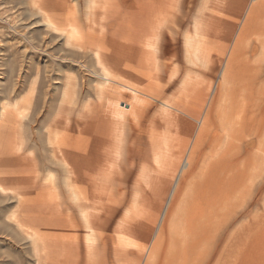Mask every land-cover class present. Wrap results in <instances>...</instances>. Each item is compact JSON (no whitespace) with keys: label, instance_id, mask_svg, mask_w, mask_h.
I'll return each instance as SVG.
<instances>
[{"label":"rangeland","instance_id":"1","mask_svg":"<svg viewBox=\"0 0 264 264\" xmlns=\"http://www.w3.org/2000/svg\"><path fill=\"white\" fill-rule=\"evenodd\" d=\"M37 1L0 0V124L18 132L0 129V154L19 156L0 164L13 176L0 180V264H264V7L252 16L264 0H68L77 45L67 15L58 31L30 24ZM88 24L103 41L95 56ZM116 108L121 135L87 143L110 133ZM210 123L215 140L179 191ZM227 148L209 187L188 193ZM196 190L212 198L204 218L167 222L173 201L175 211Z\"/></svg>","mask_w":264,"mask_h":264},{"label":"crops","instance_id":"2","mask_svg":"<svg viewBox=\"0 0 264 264\" xmlns=\"http://www.w3.org/2000/svg\"><path fill=\"white\" fill-rule=\"evenodd\" d=\"M253 17H255V15ZM87 27H88V29H87L88 32H85V34H84L86 36V42L88 43V46H87V44H86V46H87L88 49L93 50V52H96L95 51V47L96 46H101L103 44V41H102L101 37L98 36L95 33V30L92 31L93 27L91 26V24H88ZM78 31H79L78 32V34H79L80 33V29ZM97 52L99 54V61H100V59L103 60L105 55H104L102 49H99ZM114 96L119 98L118 95H114ZM146 108L147 107H142V109H145V110H146ZM112 115L116 118V120L112 122L113 125H112V128L110 130V133L107 134L105 132V130L99 129V131H97L96 136H93L94 135V131H93V135L91 134L92 135V140L90 141V137L91 136L89 134V136L87 137L88 138L87 143L91 142L96 147H98L99 145H101V143L104 144L105 143L104 141H106V142L109 141L110 140L109 136H111V138H113L112 136H113L114 132H116L117 136L121 135L120 134V132H121L120 128H123L124 124H123V115L121 114L120 108L113 109L112 110ZM209 115H210V117H212L214 115L213 110L211 108L208 109V112H207L205 117H208ZM137 118L138 119L141 118V115L138 116ZM138 119H136V121H138ZM209 125H210L209 132H206L205 134H203L202 139L200 141H198V137L200 135V131H201V128H202L203 125H201V127L199 129V132L197 134V137H196L195 143L193 145V148L191 149L190 154L188 156L189 160H192L194 165L190 168L191 169L190 173H186V174H183V175L181 174V176H183V177H180V180L182 178H183V180L180 183L178 182L180 184L179 191L184 190L183 188L187 187V181H186L187 178L192 176L195 173L198 165L202 162V158H204L203 155L207 154V151H206L207 148H208L207 144L211 145V143H210L211 140H213V141L215 140L214 135H213V130H211V123ZM111 131H112V133H111ZM206 131H208V129ZM114 136H115V134H114ZM246 141L247 142H244L245 143L244 146L239 147L238 153L244 152L245 154H247V157H248L249 154H250L251 141H249L247 139H246ZM80 145L81 146H79V148L81 150V148H83L82 147V145H83V141L82 140L80 141ZM195 148H196V150H195V155H194L193 154V150ZM213 149L214 148H211V150H213ZM230 154H231L230 150H229V148H227V151H225L219 157V159L217 161H211L206 166V168H205L206 172H205V174L202 173V178L200 180L195 182V184H194V182H192V183L189 182L190 188L187 190V192L191 194V192L193 191V189H191V187L193 185H194V188H197L198 190L199 189L200 190L201 189H205V188L209 187L208 182L210 181L209 179L211 178L212 174L217 170V168L220 167V165L223 166V165H226L229 162L228 157L230 156ZM6 157H8V156H3V155L0 154V164H2L4 162H8V161H14L16 158H19V156H17V157L13 156L12 157L10 155H9L8 158H6ZM56 157H57V154H56ZM182 167H183V165H182ZM0 177H1V174H0ZM10 179H12V178H10ZM10 179L2 178L1 181H7V180H10ZM172 191L170 192L171 193L170 194V201H171L172 195H173ZM248 191H249V188L247 187V193H249ZM194 199H195V197H194ZM194 199L191 200V195H189V194L186 195L185 198L183 199L181 205H180L181 207H179L175 211H174V207H175L176 201H173V203L171 204V208H170V210H169V212H168V214L166 216V221L169 222V220H171V218H173V216H175V218H178V221H179L178 227L182 224L179 228H186V227L189 226L188 224L193 223V221L187 220V213L188 212H195L196 216H198L200 219L204 218V216H205L204 214L209 212V209H207V203L211 204L212 198L210 196H207V195L204 196L201 192L197 191L196 199L195 200ZM211 212H213V214H214V211H211ZM236 215H237L236 211L233 210V214L231 215V219L228 220V222H226L225 225H227L228 227L229 226L233 227L234 222L236 220ZM199 222L200 221H198L197 225L200 228ZM152 223H153V218H152L151 224L149 226V228L151 230H152V227H151ZM222 223H223V221L222 220H218V219H216L214 221V223H213L214 226L216 227L215 232L213 234V239L214 240H217V238H218L217 236H219L220 229L224 228ZM205 224H206V222H204V225ZM165 227H166V225H164L162 227V231L163 230L165 231ZM210 228H211V226L209 225V229ZM164 231H163V233L161 232L159 234L160 235L159 239L156 240V242L153 244V246L151 248V257L153 256V254H155V251L157 250V247L162 244L160 241L163 240L162 239L163 237H165L163 235Z\"/></svg>","mask_w":264,"mask_h":264},{"label":"bare ground","instance_id":"3","mask_svg":"<svg viewBox=\"0 0 264 264\" xmlns=\"http://www.w3.org/2000/svg\"><path fill=\"white\" fill-rule=\"evenodd\" d=\"M72 1V0H71ZM38 3L37 4H35L34 2H33V5H36V7H33V5H32V7L33 8H35L36 10L35 11H33V10H30V12H29V16L30 17H35V18H37L38 17V19L37 20H35L34 22H33V19H32V22L30 23V24H37V23H39V25L42 23H44L45 24V27L47 28V27H53V28H55L54 30H56L57 29V31L59 30V27H58V25L59 24H61V25H63L64 23H63V21H61L62 19V17H63V15H67V17H68V21H67V25L68 26H70L71 28H73V30L71 31V35H68L67 36V39H68V43L69 44H75V45H77V44H79L80 43V40H78V39H73V37L76 35V34H78V27H82V26H79V25H81L80 24V22L78 21V19H77V16H78V14H77V7H75V2L74 3H70V2H68V0H67V2L65 1V0H39V1H37ZM29 5H31V4H29ZM28 5V6H29ZM263 6L264 7V4H262V2H260V1H258V3H256V4H254L253 5V9H252V16H254L255 15V11H256V7L257 6ZM27 8V7H26ZM72 8V9H71ZM10 9H13V8H10ZM29 9V8H28ZM32 9V8H31ZM7 10L8 9H6V11H4V12H7ZM9 11V10H8ZM250 12V11H249ZM26 13V12H25ZM79 13V12H78ZM4 14V13H3ZM93 15V14H92ZM9 16V15H8ZM21 16H22V14H21ZM19 17H20V15H19ZM18 17V18H19ZM11 18H14V19H17V16H14V17H12L11 16ZM54 18V19H53ZM29 19V18H28ZM8 20H10V19H8ZM56 20V21H55ZM16 24V23H15ZM79 24V25H78ZM14 26V25H13ZM13 28H15V26L13 27ZM84 30V29H83ZM63 34V33H62ZM4 35V32H1L0 31V36H3ZM12 35H14V33L12 34ZM65 35V34H64ZM47 36V35H46ZM72 38V40L70 41V39ZM49 44V43H48ZM86 44H87V46H88V43L86 42ZM27 44L25 43V46H26ZM5 46V45H4ZM7 47V46H6ZM8 48V47H7ZM65 49V55H67L68 56V58H73V59H75V57L78 55H81L80 53H78L77 51H75V50H73L72 48H70V49H66V48H64ZM58 50H63V48H61V47H59L58 49H56V51L58 52ZM15 51V50H14ZM95 53L96 52H94V56H95ZM85 56L86 55H88V52H84L83 53ZM97 55V54H96ZM55 56V55H54ZM72 64V63H71ZM104 69V68H103ZM103 76V75H102ZM104 77V76H103ZM74 80H75V78H74ZM71 81V80H70ZM70 81H69V83H70ZM58 82V81H57ZM59 84V83H58ZM66 85V84H65ZM66 87V86H65ZM8 88L7 87H4V91L5 90H7ZM65 89V88H64ZM63 90V89H62ZM62 92V91H61ZM73 92H74V90H73ZM46 97V96H45ZM73 97V99H74V101H73V103L72 104H74L75 103V94L72 96ZM47 98V97H46ZM64 98V97H63ZM65 99V98H64ZM64 102V101H63ZM53 103H55V100H53L52 102H51V107H54V105H53ZM60 103H62V102H60ZM62 105V104H61ZM25 107H26V110H29L30 108L32 109V107H33V101L32 100H30L27 104H25L24 105ZM60 107V106H59ZM6 108V107H5ZM52 109V108H51ZM47 110V109H46ZM72 111H73V106H72V110L70 111L71 113H72ZM58 112H61V110L60 111H58ZM23 114H24V117H28L29 116V112L27 111V112H22ZM48 114H51L50 112H48ZM210 116V115H209ZM208 116V117H209ZM207 117V118H208ZM207 118L205 119V124H207ZM46 119H47V117L45 116V117H43V121L44 122H46ZM53 120V119H52ZM6 127V128H5ZM9 126H3L2 124H0V129H8V130H10V131H12V130H14V132H16L17 134H18V132L16 131V129H12L11 127H9ZM56 129H58L59 127H58V121L56 122ZM19 136V135H18ZM33 137V136H32ZM88 141V140H87ZM199 141V140H198ZM196 149V148H195ZM6 158H8V157H6ZM12 158V157H11ZM81 173V172H80ZM2 178H5V179H10V178H13V176H12V174H10V172H8V173H5L4 175H1V177H0V180L2 179Z\"/></svg>","mask_w":264,"mask_h":264}]
</instances>
